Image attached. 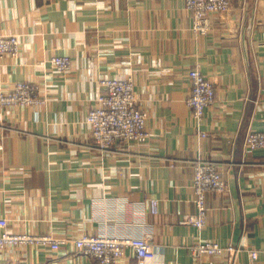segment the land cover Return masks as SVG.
Masks as SVG:
<instances>
[{
	"label": "crops",
	"instance_id": "1",
	"mask_svg": "<svg viewBox=\"0 0 264 264\" xmlns=\"http://www.w3.org/2000/svg\"><path fill=\"white\" fill-rule=\"evenodd\" d=\"M210 19L208 34L194 35L185 0H0V35L20 40L0 65V90L27 81L45 99L0 107V219L10 233L61 241L57 250L7 246L0 264H97L77 256L73 241L98 234L143 237L155 251L150 264H229L193 259L188 248L199 240L241 246L235 264H264V149L243 146L248 131H264V0H230ZM54 56L71 69L58 74ZM193 68L215 90L199 124L186 103ZM128 77L148 139L102 153L86 115L100 79ZM198 159L216 162L227 185L206 194L201 229L188 220ZM135 263L128 250L114 264Z\"/></svg>",
	"mask_w": 264,
	"mask_h": 264
},
{
	"label": "built area",
	"instance_id": "2",
	"mask_svg": "<svg viewBox=\"0 0 264 264\" xmlns=\"http://www.w3.org/2000/svg\"><path fill=\"white\" fill-rule=\"evenodd\" d=\"M186 9L192 14L191 31L194 35H206L211 30V15H224L229 11L230 0H185ZM19 35H0V65L6 56L16 57L19 53ZM51 67L58 74L67 73L72 61L67 57L54 56L50 59ZM190 82V93L186 100L191 110L192 120L202 122L207 109L214 103L215 90L213 83L199 68L190 69L187 73ZM100 92L85 118L96 149L108 152L116 145H140L149 136L146 129V112L137 105L135 88L130 77L126 79L102 78L99 81ZM45 99L41 97L38 87L31 82L15 83L6 90H0V107H23L41 105ZM202 135H205L202 133ZM243 146L246 151L264 149V131L250 130L246 133ZM2 144L0 142V150ZM193 190L196 213L190 217L189 223L198 229L205 225L207 193L224 194L227 190L219 165L210 160L198 159L192 162ZM152 213L157 212L158 201L150 199ZM7 223L0 219V249L7 246L35 245L57 250L61 241L50 235H29L26 233H10L5 228ZM75 254L96 261L97 264H114L124 257L128 250L136 258L135 264H150L154 257L153 247L138 236L117 235H84L73 241ZM193 259L204 256H224L229 264H235L237 255L244 249L241 246H222L216 241L199 240L188 248ZM252 260L258 256L256 250H246ZM3 264H29L26 261H10Z\"/></svg>",
	"mask_w": 264,
	"mask_h": 264
}]
</instances>
